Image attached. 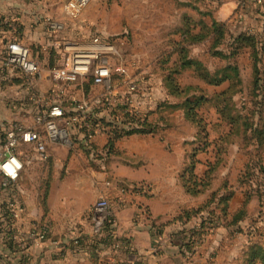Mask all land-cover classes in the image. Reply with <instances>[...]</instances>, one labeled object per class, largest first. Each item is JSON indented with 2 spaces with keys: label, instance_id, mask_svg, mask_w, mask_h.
Masks as SVG:
<instances>
[{
  "label": "crops",
  "instance_id": "crops-1",
  "mask_svg": "<svg viewBox=\"0 0 264 264\" xmlns=\"http://www.w3.org/2000/svg\"><path fill=\"white\" fill-rule=\"evenodd\" d=\"M69 1L0 0V145L5 142L6 130L15 122L24 129L42 130L41 125H36V105L30 100L27 79L9 67L5 44L18 36L41 65L49 68L64 44L89 42L93 33L90 37L83 36L86 28L75 21L81 15L72 17L67 9ZM212 3L217 4V11L213 13L219 21L235 18L239 13L249 19L264 17V0L261 5L248 1L241 6L239 0ZM12 27L17 31L12 32ZM138 63L150 75L145 61ZM154 77L155 98H163L160 93L163 78L159 74ZM37 87L44 89L41 84ZM91 87L89 82H74L57 99L65 102L67 108L81 110L91 96ZM176 130L173 127L156 134H131L117 141L115 150L123 144L129 151H139L138 155L143 156L140 160L144 167L128 171L127 181L148 180L152 187L151 191L128 188L125 196L129 204L122 202L125 196L121 198L120 188L114 187L112 172L103 170L109 161L110 141L106 134L92 148L81 142L84 138L74 148L49 144V160L39 157L38 149L32 144L21 145L19 152L25 166L20 178L13 182L0 176V264H219L227 251L228 240L240 241L239 235H235L237 227L222 225L210 231L204 228L207 231L200 235L194 252H184L179 244L181 238L171 237L177 232L182 235L186 228L198 231L201 219L208 216L204 212L188 223L176 219L184 208L197 207L208 196L206 192L198 196L187 193L180 181L188 152L185 142L172 134ZM173 143L177 148L173 156L161 154L162 148H170ZM88 158L95 168L73 170L74 163ZM200 160L197 173L202 177L206 166ZM30 163L39 167L37 174L28 172ZM146 192L149 196H145ZM240 195L238 191L231 201L233 212L240 207L237 202ZM103 197L110 200V212L117 218L121 237L129 244L117 246L111 236L112 229L97 228L98 219L106 214L96 207ZM37 220L50 226L43 241L30 239Z\"/></svg>",
  "mask_w": 264,
  "mask_h": 264
},
{
  "label": "trees",
  "instance_id": "trees-1",
  "mask_svg": "<svg viewBox=\"0 0 264 264\" xmlns=\"http://www.w3.org/2000/svg\"><path fill=\"white\" fill-rule=\"evenodd\" d=\"M248 1L255 3L253 0ZM248 1H244L243 5ZM201 2L203 0H188L186 5L200 13V20L194 21V18L187 15L185 26L179 32L180 39H172V49L164 50L154 63L153 72L162 76L168 98L173 97V100L157 102V105L148 111L141 125L135 126L129 132L130 134H156L165 131L168 126H171V121L175 120V113L183 110L185 118L197 126V140L205 144L195 145L191 152L187 153L188 160L179 176L186 192L194 196L205 193L212 187L217 173L223 166L224 154L227 153L230 144L238 143L242 149L248 151L252 145H255L258 151L264 153V142L260 138L253 139L248 144V139H246L249 133L252 135L254 131H264V108L259 109V94L257 93L262 91L264 86V64L259 63V56L264 55V24L260 32L243 31L234 34L228 21H219L211 10L203 11L200 6ZM203 44H208L209 54L218 60L214 69H211L201 59L190 55L193 46ZM246 50H249L251 66L256 79L250 90L252 105L240 109L235 99L244 92L240 54ZM55 63L54 60L51 61L52 65ZM187 70H191L206 87L199 84H183L182 77ZM148 74H150L149 71ZM149 76L153 77L151 74ZM226 83L228 86L220 91L212 92L208 89L209 87L218 88ZM174 98L180 100L174 101ZM207 105L216 108L220 118L218 126H223L224 130L221 133L220 150L216 160L208 162L207 170L200 177L197 173V165L201 162L199 155L207 151L212 144L209 122L200 112V109ZM258 120L262 123L259 124ZM261 134L264 135L263 132ZM120 139L118 135L112 137L107 147L109 152L115 149ZM249 162H256L255 171L258 170V179L264 181V158L261 156L257 161L251 159ZM47 187L46 185L45 195H47ZM148 193L146 192L145 196H149ZM235 193L234 190H213L198 209H195L197 207L184 208L176 216V219L188 223L194 216H199L204 212L208 213L206 218L201 219L198 231L191 232L193 228L191 231L186 228L182 235L178 232L171 235L174 240L181 238L179 244L184 252L185 250L191 252L196 250L200 243V235L207 231L206 229L204 231L207 224H212L214 227L222 225L229 228L237 227L241 230L242 223L249 216L252 195L246 191L243 204L233 212L231 201ZM110 226V223L106 224L109 229H111ZM127 244H129L128 241ZM239 259L241 263L237 264H264V238L263 240H252Z\"/></svg>",
  "mask_w": 264,
  "mask_h": 264
},
{
  "label": "rangeland",
  "instance_id": "rangeland-1",
  "mask_svg": "<svg viewBox=\"0 0 264 264\" xmlns=\"http://www.w3.org/2000/svg\"><path fill=\"white\" fill-rule=\"evenodd\" d=\"M213 1L215 0H203L200 4L203 8L202 10L205 12L209 10L216 12L217 4L212 3ZM187 2L188 0H89L82 9L80 19L75 21L79 22V26L82 28H86L84 29L86 34H83V36L88 35L87 37H90L92 33V37L94 34L101 36L114 42L120 48L122 47L121 49L126 52L129 58L137 59L141 63L145 61L147 69L154 77V75H158L153 72L155 61H157L164 50L172 49V39H180L179 32L185 26L186 16H191L194 18V21H199V18H201L199 12L186 5ZM225 21L229 22L231 31L234 34L243 31L260 32L264 24V17L260 20L256 18L249 19L247 16L243 17L239 13L237 17H231ZM173 46L175 47V45ZM190 55L201 59L211 69H214L215 64L218 62L216 58L211 57L209 54L208 44L193 46ZM259 59V63L264 64V55L259 56ZM240 65L242 68L244 92L237 96L235 102L240 109H243V107L252 105L250 90L254 79H256L251 66L249 50L243 51L240 54ZM162 83L160 93L163 98H158L157 101L173 100V97L168 98L164 82ZM182 83L185 85L199 84L205 86L201 80L194 76L191 70H187L184 73ZM227 86L228 83L218 88H207L215 92ZM257 93L259 94V109H263L264 86L262 91L260 90ZM179 100L174 98V101ZM200 112L206 121L209 122L210 139L212 140V144L208 150L202 152V155H200V158L203 160L202 164L206 166L204 169L206 171L208 162L215 161L219 154L220 137L224 127L218 126L220 118L216 108L207 105L201 108ZM174 118L175 120L171 121V126L167 128H178L172 134L177 139L185 142L188 153L191 152L195 145H205L202 141L197 140V126L185 118L183 110L177 111ZM261 123L262 121L259 124ZM261 132L264 133V131H254L251 133L252 135L249 133L246 138L248 139L247 144L256 138H260L264 142V135ZM121 146L117 150L114 149L108 153L109 161L107 166L103 167V170L112 172L111 176L115 179L114 187L120 188L121 198L129 192L128 188L131 189V186L142 187L146 188L147 191H151L152 187L148 180L133 183L127 181L125 174L128 171H139L144 167L143 160H140L143 159V156L138 155L139 151L131 152L127 149V146L125 147L123 144ZM176 149V144L173 143L170 148H162L161 154L167 155L172 153L173 156ZM224 155L223 166L216 175L212 187L206 192V194L208 193L207 199L213 190H234L236 193L239 191L241 195L240 198H237V202L241 206L246 198V191L252 195V202L249 204V216L242 223L241 230L237 229L235 232V235H239L240 241L237 243L231 239L228 240L229 243L226 245L227 251L225 252V256L219 262V264H237L241 263V259L239 258L252 240H263L264 238V181L258 179V170L255 171L257 167L256 162H249L251 159L257 161L261 156L264 158V153L258 151L255 145H252L250 151H248L247 149H242L238 143H232ZM92 165L93 161L90 158L88 160L80 159L74 163V167L72 168L73 170H77L78 167L81 170H90L91 167L95 168ZM38 168L37 165L30 163L27 169L30 174L32 172L37 174L36 170ZM202 196L206 198V195ZM122 202L126 204L131 203L126 199V196ZM203 203L194 208L198 209ZM213 227L212 224L206 225L209 231Z\"/></svg>",
  "mask_w": 264,
  "mask_h": 264
},
{
  "label": "built area",
  "instance_id": "built-area-1",
  "mask_svg": "<svg viewBox=\"0 0 264 264\" xmlns=\"http://www.w3.org/2000/svg\"><path fill=\"white\" fill-rule=\"evenodd\" d=\"M88 1L70 0L67 9L72 17L77 18ZM244 1L248 0H239L240 4ZM253 1L262 4V0ZM15 31L17 28L12 27V32ZM4 48L9 67L27 79L30 100L36 105V125L42 126V130L24 129L15 122L6 130L5 142L0 145V176L4 180L15 182L22 175L25 164L19 149L25 143L36 147L39 157L46 160L50 159L47 146L52 143L74 148L84 138L81 142L92 148L104 134L109 141L117 135L121 139L131 135L130 130L140 126L148 111L157 105L153 77L145 73L137 59L129 58L122 47L101 36H93L84 44L77 41L64 44L62 52H57L56 63L49 68L41 65L18 36L8 40ZM74 82L92 85L89 100L78 111L57 99ZM37 84L44 89L39 90ZM96 207L106 212L98 219L97 228L110 223L113 241H117V246H125L127 242L118 230L117 218L109 209L110 200L103 197ZM49 232V224L37 220L30 239L43 241Z\"/></svg>",
  "mask_w": 264,
  "mask_h": 264
}]
</instances>
